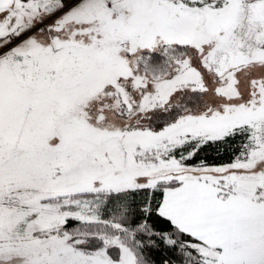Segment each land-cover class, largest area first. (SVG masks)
Masks as SVG:
<instances>
[{
	"label": "snow or ice",
	"instance_id": "snow-or-ice-1",
	"mask_svg": "<svg viewBox=\"0 0 264 264\" xmlns=\"http://www.w3.org/2000/svg\"><path fill=\"white\" fill-rule=\"evenodd\" d=\"M0 264H264V0H0Z\"/></svg>",
	"mask_w": 264,
	"mask_h": 264
}]
</instances>
